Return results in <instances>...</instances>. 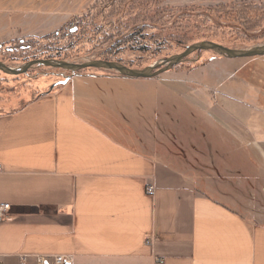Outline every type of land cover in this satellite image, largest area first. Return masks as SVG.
<instances>
[{"label": "crops", "instance_id": "1", "mask_svg": "<svg viewBox=\"0 0 264 264\" xmlns=\"http://www.w3.org/2000/svg\"><path fill=\"white\" fill-rule=\"evenodd\" d=\"M49 15L44 27L18 17L13 28L43 34L36 29L52 30L74 12ZM67 77L0 108V205L10 207L0 264L55 256L69 264H264V123L251 129L237 111L210 116V137L195 143L203 171L192 176L180 158L154 151L174 144L169 109L156 114L164 126L143 133L115 109V89L128 79Z\"/></svg>", "mask_w": 264, "mask_h": 264}, {"label": "rangeland", "instance_id": "2", "mask_svg": "<svg viewBox=\"0 0 264 264\" xmlns=\"http://www.w3.org/2000/svg\"><path fill=\"white\" fill-rule=\"evenodd\" d=\"M54 11L74 15L52 30L36 29L45 31L43 34H17L13 28L20 22L18 17L30 21L32 28L39 23L44 27L54 18L49 15ZM33 17L34 21L29 20ZM201 41L233 49L263 45L264 0H0V58L13 68L36 53L60 55V60L71 63L108 59L143 69ZM79 73L117 75L99 69ZM69 75L44 66H35L18 77L0 72V108L9 102L18 107ZM121 84L115 89L120 94L115 109L143 133L164 126L166 120L156 114L169 109V142L174 144L154 151H165L177 161L180 158L192 176L197 169L203 171L199 162L202 148L195 143L208 140L211 117L217 112H238L235 118L240 120L249 115L251 129L264 123V114L250 112L256 111L254 107L264 112V56L228 59L203 51L156 78L128 79ZM227 88L238 91L232 93L231 100ZM174 128L180 129V136L183 133L185 146H178ZM252 214L257 222L256 212H250L251 218Z\"/></svg>", "mask_w": 264, "mask_h": 264}, {"label": "water", "instance_id": "3", "mask_svg": "<svg viewBox=\"0 0 264 264\" xmlns=\"http://www.w3.org/2000/svg\"><path fill=\"white\" fill-rule=\"evenodd\" d=\"M203 51H211L219 57L228 59L250 58L264 56V44L249 49H233L215 42L201 41L187 46L183 52L179 54L172 55L159 63H155L143 69L129 68L115 61L91 60L84 63H71L57 59H34L16 68L10 67L0 61V72L5 75L18 77L27 74L28 71L35 66H44L67 71L71 74H76L86 69H99L114 71L119 77L126 79H153L172 70L175 66L184 63L190 55L194 53L198 54ZM68 80L69 77H65L62 81L58 82V84H65ZM53 87L54 86H52L50 90Z\"/></svg>", "mask_w": 264, "mask_h": 264}, {"label": "built area", "instance_id": "4", "mask_svg": "<svg viewBox=\"0 0 264 264\" xmlns=\"http://www.w3.org/2000/svg\"><path fill=\"white\" fill-rule=\"evenodd\" d=\"M10 207L9 205H0V222L6 220L9 216ZM21 263H25L26 259L24 257L20 258ZM51 264H69L71 262L70 257L55 256L51 260ZM37 264H49V259L46 257H37Z\"/></svg>", "mask_w": 264, "mask_h": 264}, {"label": "trees", "instance_id": "5", "mask_svg": "<svg viewBox=\"0 0 264 264\" xmlns=\"http://www.w3.org/2000/svg\"><path fill=\"white\" fill-rule=\"evenodd\" d=\"M34 59H57V60H60V59H63V57L61 58L60 55H56V56H52V55L51 56H43V54L36 55V53H32L31 54V57L29 59H23L22 61L23 62H28V61H31V60H34ZM107 60L108 59H105L104 61H107ZM0 61L3 62V63H5V60L3 58H0ZM177 66H179V65H177ZM177 66H175V67H177Z\"/></svg>", "mask_w": 264, "mask_h": 264}]
</instances>
